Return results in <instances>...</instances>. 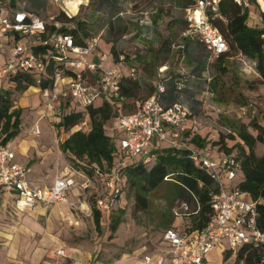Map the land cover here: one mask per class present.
<instances>
[{
	"label": "rangeland",
	"instance_id": "1",
	"mask_svg": "<svg viewBox=\"0 0 264 264\" xmlns=\"http://www.w3.org/2000/svg\"><path fill=\"white\" fill-rule=\"evenodd\" d=\"M20 1L45 22H49L50 17L60 21L63 11L83 21L87 35L96 39L101 54L109 56L111 61H118L121 57L124 65L134 70L136 77H145L143 69L156 66L157 71L159 67L166 66V75L173 80L175 102L182 104L187 111L185 128L179 138L188 140L192 135L202 138L205 142L203 147L190 141H185V144L209 161L215 162L220 158V148L214 145L220 137L228 147L237 142L235 137L227 136L231 135L227 127L230 123L247 124L254 117L259 125L264 126V84L260 83L254 71V63L230 52L223 63L217 65L215 58L202 45L179 38L186 28L184 8L192 0ZM66 1L76 3L75 13L66 6ZM247 10L246 25L261 27L256 7L249 5ZM143 17H150L152 25H159L155 35H160L163 29L158 19L166 18V49L161 54L150 46L154 37L152 31L139 29L141 25L147 27L138 24V19ZM142 33L144 36L138 37ZM173 43L183 44L182 61H179V53L170 48ZM0 52L5 53V47H1ZM218 66L224 67V71ZM1 85L13 87L14 83L5 78ZM136 93L138 102L145 99V96H138L139 91ZM11 98L13 107L20 109V135H17L20 141L16 146L20 144L22 149L21 154L14 150L16 159L27 169L35 165L28 173L35 186L49 185L68 164L69 154L61 152L59 146L69 132L61 130L51 118L38 113L42 98L37 86L28 85L25 90L12 94ZM104 99L110 101L107 97ZM166 99L170 101L169 97ZM102 100V97L95 98L92 106L97 107ZM34 125L38 135L30 134ZM113 126L114 119L105 123L109 135ZM118 139L117 135L113 138L115 152L119 148ZM169 144L165 139L155 149L167 148ZM261 149V146H256V153ZM221 180L225 184L224 179ZM86 195L77 186H71L67 200L73 203L72 208L68 216L61 218L53 211L18 210L14 208L13 198L0 191V264H137L143 257L157 255L165 246L161 234L173 220V211H180L181 203L194 205L190 196L172 182H162L147 193L144 209L134 205L132 193L127 190L118 207L123 212L121 223L109 239L105 217L99 218L98 228H95L92 217H86L75 209ZM239 198L245 199L242 195ZM227 249L222 242L218 249L206 255L205 263H229L234 251L225 261L221 257Z\"/></svg>",
	"mask_w": 264,
	"mask_h": 264
},
{
	"label": "built area",
	"instance_id": "2",
	"mask_svg": "<svg viewBox=\"0 0 264 264\" xmlns=\"http://www.w3.org/2000/svg\"><path fill=\"white\" fill-rule=\"evenodd\" d=\"M55 1V0H54ZM220 0H192L184 8L183 20L185 29L180 33L181 40L188 39L202 45L213 58L227 52V44L221 33L210 23V18L218 16ZM241 10L254 5L258 14H264V0H231ZM63 14L70 17L65 11ZM48 24L53 30L48 32L45 21L32 14L20 0H0V89L1 81L16 75L29 74L37 86L47 75L52 79L51 88L40 89L43 111L41 116L51 113L57 103L58 95L52 90L61 77L66 78L63 95L67 96L68 106L55 116L81 112L82 122L73 129H85L89 121L87 107L97 97H107L109 103L120 105L123 101L121 84L124 76L116 68H104L101 64L103 54L97 53L96 61H89L88 55L96 50L95 38H82L77 32L81 43L76 44L71 30L74 23L56 21L50 17ZM64 29L56 31L57 29ZM41 35L45 38L41 39ZM262 61L264 63V34ZM49 45L52 55L35 53L33 46ZM170 48L179 53V61L183 59V44L173 43ZM121 60V59H119ZM165 67L157 69L158 80L155 91L142 102L135 103L130 112L119 114L114 118L112 134L119 136V148L113 155L112 165L108 169L96 168L93 173L97 181V191L86 195L76 209L86 217H92V211H97L105 217L109 209V201L123 193L126 181L123 170L136 162H146L150 151L158 147L165 139L169 147L186 148L192 165L204 170L211 178L215 189L209 193L208 205L210 219L207 225L197 232H185L167 228L161 234V253L152 261L143 257L137 264H206L208 253L218 249L225 242L231 252L244 244L253 243L264 246V233L257 223L256 204L246 194L239 192L235 185L238 181L237 163L220 153L217 161H209L192 151L179 134L183 131L187 111L178 102L164 104L161 95L164 93L166 76H161ZM251 72H254L253 70ZM134 70L130 68L126 77L133 78ZM102 100V101H103ZM32 133L38 135L36 125ZM167 135L166 136H164ZM13 153L0 147V190L11 192L16 209H47L63 205L71 186L79 190L90 188L89 181L82 175L64 166L59 176L49 187L33 188L30 186L28 169L12 162ZM75 176L82 182H76ZM224 179L225 184L222 183ZM242 195L245 199L239 198ZM91 199V202H90ZM264 203V201H263ZM181 211H173V216L187 212L188 206L181 203ZM228 264V263H227Z\"/></svg>",
	"mask_w": 264,
	"mask_h": 264
},
{
	"label": "trees",
	"instance_id": "3",
	"mask_svg": "<svg viewBox=\"0 0 264 264\" xmlns=\"http://www.w3.org/2000/svg\"><path fill=\"white\" fill-rule=\"evenodd\" d=\"M252 1L250 0V2ZM66 6L75 13L76 3L74 1H66ZM217 11L218 16L210 18V23L221 33L227 44V52L215 58L217 65L223 63L230 52L237 53L254 63V71L258 75L260 83L264 84L263 41L260 39V35L264 34V14H258L261 27L252 28L245 23L248 10H241L231 0H220ZM60 21L74 23L75 30H71V33L74 35L76 44L81 43L77 32L82 38H89L83 21L77 20L73 16L66 17L63 13L60 14ZM45 28L48 32L53 30L52 25L48 22H45ZM62 30L64 29L60 28L56 31ZM42 38L45 36L41 35ZM32 50L35 53L49 56L53 54L49 45L33 46ZM218 68L224 71V67L218 66ZM46 72L47 75L37 85L40 89L51 88L50 71L47 70ZM166 78V98L169 97L171 102H175L176 92L172 85V77L166 75ZM9 81L14 83L13 87L0 89V147H3L19 134L20 109L13 107L11 95L25 90L28 85H34L33 77L29 74L16 75ZM126 83L127 80H124L121 84V94L124 99L120 105L103 100L97 107H87L89 121L85 129H73L82 122V114L79 111L68 115L61 114L57 117V126L61 130L69 132L61 142L59 150L69 154L66 166L89 181L90 188L81 190L86 194L98 189L93 171L96 168L105 170L112 165L115 151L114 135H109L106 132L105 123L119 114L130 112L133 108L132 104L125 101V98L128 97L125 95L127 92ZM170 101L169 103H171ZM227 127L231 133V135H227L228 138L233 139L235 137L237 142L228 147L224 139L220 137L214 145L220 148L218 152L237 163L238 181L235 185L236 189L246 194L253 202L261 201L256 204L255 208L258 215V227L264 233V126L259 125L256 118L251 117L247 124L235 122L230 123ZM184 141H190L198 147H203L205 143L202 138L196 135H192ZM258 145L262 149L256 153V146ZM188 155L189 150L186 148L152 149L148 161L136 162L123 170L126 189L123 193L110 199L109 209L105 215L109 239L121 223L123 212L118 207L120 199L127 190L132 193L134 205L144 209L146 206L145 195L162 182H172L192 199L195 214L184 224L183 231L197 232L207 225L211 215L208 205L209 193L215 187L204 170L192 165ZM113 210H115L114 213ZM92 221L94 227L98 228L99 214L97 211H92ZM229 256V250L222 252V260L225 261ZM228 264H264V246L253 243L241 245L236 249L233 259Z\"/></svg>",
	"mask_w": 264,
	"mask_h": 264
},
{
	"label": "crops",
	"instance_id": "4",
	"mask_svg": "<svg viewBox=\"0 0 264 264\" xmlns=\"http://www.w3.org/2000/svg\"><path fill=\"white\" fill-rule=\"evenodd\" d=\"M160 19H161V21L158 19L159 24H161V26L163 27L162 31H160V35L159 34L155 35V32L157 31L159 25H156V26L154 24L152 25L153 20H151L150 17H143V19H140V18L138 19V24H143V25L147 26V27H143L142 25L141 26L139 25L140 26L139 29L144 28V29H147L149 31L150 30L152 31L154 37H153L152 41L150 42V46H151L152 49L157 51L158 54H161L162 51L166 49V45H165L166 44V18L162 17ZM167 29H169V28H167ZM143 36H144L143 33L138 35V37H143ZM145 39L148 40L149 37L146 36ZM185 40L186 41H191V40H188V39H185ZM97 48L98 47H97V43H96V50L91 52L88 55V57H87L89 61H96L97 60V53L101 54V52ZM103 55H105L104 56L105 58H104V60H103L101 65L103 67H106V68H116V69H118L120 71V73L124 76L122 82L124 80H127V83L125 84L127 92H126L125 95H128V97L125 98V101L130 102V104H132V105H134L135 103H138V101L136 100V97H137L136 91H139V95L138 96H141V97L145 96V99L154 93L155 86H156V83H157V80H158V74H157V71H156V66L155 67H150L148 70H144L143 69L142 71L144 72L145 77H136L135 74H134L133 78H128L126 76L128 74L129 68H127V66L124 65V62L122 60L111 61L109 59V56L107 57L106 54H103ZM120 58L121 57H119V59ZM112 65L117 66V67H112ZM166 73L167 72H166V66H165V71L161 74V76H166ZM65 86H66V78L65 77H61L59 80L56 81V83L54 84L52 90L58 95L57 103L55 104L54 110L51 113H46L45 114V116L48 117V118H51L53 120L52 122L54 124H56V125H57V120H56L55 116L58 114L59 111L61 112L64 108H66L69 105L68 101H66L67 96L63 95ZM161 101L164 104H168L169 103V101L166 99V89H165L164 93L161 95ZM139 102H142V101H139ZM41 105H42V103H41ZM42 111H43V107L40 108L38 113H40V115H41ZM30 134L34 135L32 133V129H31ZM19 135L20 134H18V136ZM18 136H16L10 142L5 144L3 146V148H5L8 151L13 153L12 162L17 163V164L22 165V166L25 167V165H23V164H21V163H19L17 161L16 155L14 153V150H15L17 153L21 154L22 147H20V144H18V146H16V143H18L20 141V140H18L19 139ZM34 167H35V165H32L30 167V169L32 170ZM30 169H28V173H29ZM58 176L59 175H57L55 178H57ZM74 178H75V181L77 183L83 181V179L81 177L75 176ZM27 179H28V182H29L30 186L33 187V188L49 187L52 184V182L54 181V179H53L49 185L35 186L31 182L28 174H27ZM0 191L5 193V194L10 195L13 198V195H12L11 192H8V191L2 190V189ZM67 199H68V194L66 196V202L63 205L52 206V207H49L47 209H34L33 211H37L38 210V211H41L42 213H45L47 211H49V212L53 211L57 215H59V217H61V218L62 217H66V216H68L69 209L72 208V204H73V203L68 202ZM186 205L187 206L189 205V211H187L186 213H184L182 215L174 216L173 220L169 223V227L168 228H174V229H177V230H182L184 224L187 223L190 220V216H193L195 214L194 207H193L192 203H189V204H186ZM190 208H192V209L190 210ZM75 209H76V207H75ZM18 210H28V209H23L22 208V209H18ZM28 211H30V210H28ZM100 217H101V215L99 214V218ZM161 249L162 248H160L159 253L157 255H151V256H148V257H150V259L153 261L161 253Z\"/></svg>",
	"mask_w": 264,
	"mask_h": 264
},
{
	"label": "bare ground",
	"instance_id": "5",
	"mask_svg": "<svg viewBox=\"0 0 264 264\" xmlns=\"http://www.w3.org/2000/svg\"><path fill=\"white\" fill-rule=\"evenodd\" d=\"M80 4V3H79Z\"/></svg>",
	"mask_w": 264,
	"mask_h": 264
}]
</instances>
